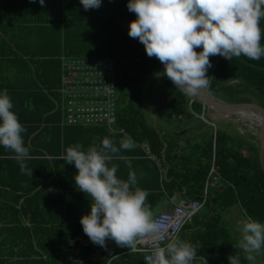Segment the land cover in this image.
Instances as JSON below:
<instances>
[{
  "label": "trees",
  "instance_id": "obj_1",
  "mask_svg": "<svg viewBox=\"0 0 264 264\" xmlns=\"http://www.w3.org/2000/svg\"><path fill=\"white\" fill-rule=\"evenodd\" d=\"M128 2L102 0L98 9L86 11L80 0H45L43 6L39 0H0V31H14L11 44L0 34V58L25 74L17 78L9 69L0 93L7 90L12 111L26 128L22 136L32 159L25 163L33 171L31 177L21 174L14 154L0 146V264H80L69 262L65 250L89 239L80 219L90 214L91 201L75 185V166L62 157L69 146L79 143L86 150L105 137L117 146L126 137L135 142L133 149L121 152L131 169L124 160L113 163L119 178L127 180L130 171L136 173L137 186L149 193L152 211L172 206L175 195L182 203L203 200L208 183L218 178L216 187L209 188L208 212L198 214L179 237L193 245L201 243L198 252L208 264H229L228 256L241 254L222 225V212L238 206L264 222L260 146L238 132L206 123L201 119L208 117L204 105L175 88L166 75L161 85V63L128 35L129 24L136 19ZM62 57L113 60L117 125L124 134L110 133L105 126H61L53 91L62 86ZM209 59L210 93L235 104L252 103V96L264 110V57ZM30 63L38 66L37 81ZM243 116L254 120L252 115ZM103 249L93 244L80 257L84 264H144L143 253Z\"/></svg>",
  "mask_w": 264,
  "mask_h": 264
},
{
  "label": "clouds",
  "instance_id": "obj_2",
  "mask_svg": "<svg viewBox=\"0 0 264 264\" xmlns=\"http://www.w3.org/2000/svg\"><path fill=\"white\" fill-rule=\"evenodd\" d=\"M80 2L87 11L98 9L102 0ZM39 3L43 6L45 0ZM127 8L136 15L129 24V37L138 39L147 56L164 65L163 74L175 88L188 95L210 89L207 70L212 67L211 56L227 60L264 57V0H129ZM198 48L202 50L197 52ZM12 109V100L4 90L0 93V146L14 154L21 174L31 177L33 171L25 161L32 157L22 136L26 128ZM134 146L131 137L121 140L119 146L105 137L86 150L79 143L66 148L62 159L75 166V185L91 201L90 214L80 219L84 234L101 248H106L110 239L121 248L142 252L146 264H208L206 256L198 252L201 243L193 245L175 235L163 246L138 247L141 240H164L165 233L147 203L148 191L137 186L136 173L130 171L127 180L117 176L118 165L113 161L124 160L131 169V162L121 152ZM237 230L241 236L238 247L250 264H256L264 250V222L245 210ZM228 261L241 264L238 254L228 256Z\"/></svg>",
  "mask_w": 264,
  "mask_h": 264
},
{
  "label": "built area",
  "instance_id": "obj_3",
  "mask_svg": "<svg viewBox=\"0 0 264 264\" xmlns=\"http://www.w3.org/2000/svg\"><path fill=\"white\" fill-rule=\"evenodd\" d=\"M63 60L62 86L53 91L58 95V99L53 101L56 105L55 110L62 117L61 126H105L110 133L124 134V130L117 125L118 92L113 60L109 57H63ZM145 149L152 157L149 148L146 146ZM217 180L218 178L215 177L213 182L208 183L203 200L182 203L178 195L173 196L171 208L155 216L161 224V231L165 233V239L141 240L138 247L151 249L155 244L163 246L173 235L180 237L183 229L193 222L207 203L209 188L216 187ZM92 245L89 239H84L78 247L65 250L67 260L69 262L76 260L84 264L80 254ZM109 250H111L110 243L106 240V248L103 251ZM91 258L95 260L96 256ZM144 264H146L145 259Z\"/></svg>",
  "mask_w": 264,
  "mask_h": 264
},
{
  "label": "rangeland",
  "instance_id": "obj_4",
  "mask_svg": "<svg viewBox=\"0 0 264 264\" xmlns=\"http://www.w3.org/2000/svg\"><path fill=\"white\" fill-rule=\"evenodd\" d=\"M159 79L162 81L161 82V85H162L163 82L166 80V76L163 74V75H161L159 77ZM251 99L253 100L252 104H257V101H256V99L254 97L251 96ZM227 103H229V102H227ZM246 115L251 116V114H246ZM215 116H217V115H211L210 117H207V116L203 115V116H201V119H203L206 123H208V121H209V124L214 126V127L217 126V125H220L226 131L238 132L240 135L246 137L247 140H249L250 142H253V143L257 144L258 146H260L259 136H260V133H261V129L257 126L256 123L250 122L248 120L249 118L243 120L242 118L241 119L237 118V117H231V118L229 117L228 118V117H225L223 115V118L218 119ZM252 117L254 118L253 121H257V122L262 123L261 120L258 117L254 116V115H252ZM162 208L163 207L161 206V207H158L157 209H155L153 211L154 215L156 213L160 212L162 210ZM207 212H208L207 208H206V206H204L200 210L199 214H202V213L205 214ZM243 214H244V212L238 206L231 207V208H229V209H227V210H225L224 212L221 213L222 225L226 229L229 230V234L231 235V238L238 245H239V241L241 239V236H240V233L237 230V226H238V222L243 218ZM109 243H110V247L111 248L117 247L115 242L110 240V239H109ZM112 245H114V246H112ZM117 248L120 249V247H117ZM240 250H241V254L239 256H240V259H241V264H250V262H248L245 259V254H244L243 250L242 249H240ZM256 264H264V250H262L261 254L257 256Z\"/></svg>",
  "mask_w": 264,
  "mask_h": 264
},
{
  "label": "water",
  "instance_id": "obj_5",
  "mask_svg": "<svg viewBox=\"0 0 264 264\" xmlns=\"http://www.w3.org/2000/svg\"><path fill=\"white\" fill-rule=\"evenodd\" d=\"M161 68L164 69V65L161 64ZM181 90V89H180ZM184 92V91H183ZM188 95V94H187ZM192 101H198L204 105L207 111L208 117L211 115H224L225 113H236L239 111H254L257 112L262 118V129L259 136L260 139V160L264 168V110L258 104L252 103H227L224 100L216 97L209 91H201L200 94L196 96L188 95ZM209 123V121H208Z\"/></svg>",
  "mask_w": 264,
  "mask_h": 264
},
{
  "label": "crops",
  "instance_id": "obj_6",
  "mask_svg": "<svg viewBox=\"0 0 264 264\" xmlns=\"http://www.w3.org/2000/svg\"><path fill=\"white\" fill-rule=\"evenodd\" d=\"M1 36L8 42L11 44V41L14 40L13 36H14V31H0ZM63 59V57H62ZM8 59L7 58H0V84H5L6 79L5 77H7V74L9 75V69H11V71L13 72V74L17 77V78H21L23 79L25 77V74L23 75V73H19V69L17 68L16 65H11L8 63ZM30 70L32 72V79L37 81V70H38V66H35L34 64L30 63ZM16 78V79H17ZM146 147V146H145ZM181 200V199H180ZM162 210H168L169 208H171L170 204H164L162 206ZM160 211V212H161ZM160 212L156 213L154 215V217L159 214ZM114 246V245H112ZM119 247V246H117ZM117 247L111 248L112 250H116ZM121 248V247H120ZM119 249V248H117Z\"/></svg>",
  "mask_w": 264,
  "mask_h": 264
},
{
  "label": "bare ground",
  "instance_id": "obj_7",
  "mask_svg": "<svg viewBox=\"0 0 264 264\" xmlns=\"http://www.w3.org/2000/svg\"><path fill=\"white\" fill-rule=\"evenodd\" d=\"M243 114H251V115H254V116H256V117H258L260 120H261V122H263L262 121V118H261V116L257 113V112H254V111H239V112H236V113H229V114H224V116L225 117H237V118H242L243 120L244 119H248V118H246V117H244V116H242ZM216 118H218V119H221V118H223V115H217V116H215ZM237 120V119H236ZM250 122H252V123H256L257 124V126L260 128V129H262V126H263V123H260V122H257V121H253V120H251V119H248ZM257 130V129H256ZM258 132V131H257ZM259 134V133H258ZM263 162H264V157H263Z\"/></svg>",
  "mask_w": 264,
  "mask_h": 264
}]
</instances>
